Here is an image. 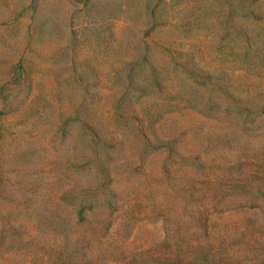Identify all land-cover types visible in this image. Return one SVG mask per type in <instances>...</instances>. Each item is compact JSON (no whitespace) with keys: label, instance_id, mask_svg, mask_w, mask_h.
<instances>
[{"label":"rangeland","instance_id":"obj_1","mask_svg":"<svg viewBox=\"0 0 264 264\" xmlns=\"http://www.w3.org/2000/svg\"><path fill=\"white\" fill-rule=\"evenodd\" d=\"M0 264H264V0H0Z\"/></svg>","mask_w":264,"mask_h":264}]
</instances>
